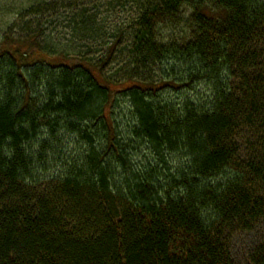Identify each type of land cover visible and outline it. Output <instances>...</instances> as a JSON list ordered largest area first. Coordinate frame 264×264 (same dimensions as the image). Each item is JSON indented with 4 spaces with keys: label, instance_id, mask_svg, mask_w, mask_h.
<instances>
[{
    "label": "trees",
    "instance_id": "obj_1",
    "mask_svg": "<svg viewBox=\"0 0 264 264\" xmlns=\"http://www.w3.org/2000/svg\"><path fill=\"white\" fill-rule=\"evenodd\" d=\"M33 2L70 34L0 47V264H235L264 218V0Z\"/></svg>",
    "mask_w": 264,
    "mask_h": 264
},
{
    "label": "rangeland",
    "instance_id": "obj_2",
    "mask_svg": "<svg viewBox=\"0 0 264 264\" xmlns=\"http://www.w3.org/2000/svg\"><path fill=\"white\" fill-rule=\"evenodd\" d=\"M47 1V0H43ZM48 1H55V4L62 5L63 0H48ZM54 3V2H53ZM36 5L33 0H0V47H5L3 43L5 44H11V45H17L21 42H25L26 46H29L30 48L34 49V47H37V45L34 42L31 44L34 37L30 36L33 33H37L38 37V43L39 46H43L46 42L47 37H50L51 33H54V42L53 43H59L61 41H64L63 35L69 36L70 29L69 25L66 22L67 18V12L66 9L60 8L57 9L55 12H52V7L49 8V12H45L42 17L40 16H34L30 14V10L34 8ZM56 6V5H55ZM119 11V15H117L115 18L119 22L123 23V26H126L125 23L129 22L126 20L127 17L130 16V11L126 9V11ZM49 19V21H48ZM125 19V21H124ZM112 20V18H111ZM46 29V31H45ZM32 31V33H30ZM45 32V33H44ZM42 35V36H41ZM46 36V37H45ZM111 36V35H110ZM36 38V37H35ZM21 40V42H20ZM66 41V40H65ZM27 42V43H26ZM126 42V40H125ZM51 42V50L49 51L52 55L62 54V50L59 47H56L57 45H53ZM65 44V43H63ZM65 44L63 49L66 52L69 50V46ZM79 49H73L71 48V52L69 53L70 57H76L78 55ZM119 51V50H118ZM90 53L87 49H84V54L89 58V60L94 63H97L98 60H101L102 57L105 58V55L107 54V48H105V45L102 47L97 46L95 47L94 51H91ZM127 66L121 64V61L116 56L113 57L112 61L108 63L103 68V74L104 76L109 79L111 82H114L117 85H112L111 87L113 90L117 92V90L123 89L124 87L119 86V84H123L124 80L126 79V76L129 75L128 72H133V67H130L131 70H127ZM162 68H153V69H145L142 70V80H146L148 82L156 81L160 78ZM133 75V74H132ZM133 84L129 82L126 84V87L132 86ZM197 92L206 94L204 89L202 90L199 88ZM184 94V93H182ZM187 98L191 100H195L196 93L190 92L186 93ZM117 113L116 117L114 116V120L119 124L122 125L124 119L120 118V116L123 115V111L121 110V106L117 107ZM124 109V112L128 110L127 106L122 105V110ZM121 114V115H120ZM242 137L246 138V135H243ZM239 143H242V141H239ZM245 149H242V153L245 156L244 153ZM144 152H142L143 154ZM146 153V152H145ZM144 153V157L139 159V162H142L144 158L147 156V153ZM248 154L246 153V156ZM244 158V157H242ZM264 191V190H263ZM264 194V192H263ZM227 244L230 249L231 257L235 264H247L248 255L260 244L264 243V218L258 222L257 224L253 225L250 230L247 231H235L233 234H230L228 237ZM225 239V236H224Z\"/></svg>",
    "mask_w": 264,
    "mask_h": 264
}]
</instances>
